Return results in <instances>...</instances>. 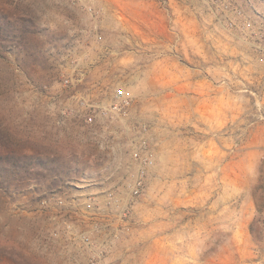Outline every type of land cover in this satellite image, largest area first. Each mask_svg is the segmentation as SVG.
<instances>
[{"label":"rangeland","instance_id":"rangeland-1","mask_svg":"<svg viewBox=\"0 0 264 264\" xmlns=\"http://www.w3.org/2000/svg\"><path fill=\"white\" fill-rule=\"evenodd\" d=\"M0 7L35 19L44 55L0 56V151L73 162L58 187L0 190V264H264V0ZM119 89L127 114L85 123L81 102Z\"/></svg>","mask_w":264,"mask_h":264},{"label":"trees","instance_id":"trees-1","mask_svg":"<svg viewBox=\"0 0 264 264\" xmlns=\"http://www.w3.org/2000/svg\"><path fill=\"white\" fill-rule=\"evenodd\" d=\"M41 32L42 28L32 16L16 15L0 7V56L16 51L32 64H39L44 57L39 46ZM72 163V159L66 162L56 155H41L26 150L0 151V190L11 185L20 189L30 183L45 184L43 190L58 187L71 176ZM73 166L77 167L76 164ZM46 180L49 182L46 183ZM250 232L253 233V227H250Z\"/></svg>","mask_w":264,"mask_h":264},{"label":"built area","instance_id":"built-area-1","mask_svg":"<svg viewBox=\"0 0 264 264\" xmlns=\"http://www.w3.org/2000/svg\"><path fill=\"white\" fill-rule=\"evenodd\" d=\"M238 13L240 14L241 12L238 11ZM243 25L250 27L252 24L249 20H246ZM68 82V79H66L65 84ZM113 98L114 100L110 102L108 106L97 103H89L88 101L81 102L85 123H95L97 118L114 119L116 117L125 116L132 99L131 93L127 90L119 89L114 93ZM144 163L150 165L152 164V160L145 159ZM141 187V179L136 178L134 182V192L138 193L141 190Z\"/></svg>","mask_w":264,"mask_h":264},{"label":"crops","instance_id":"crops-1","mask_svg":"<svg viewBox=\"0 0 264 264\" xmlns=\"http://www.w3.org/2000/svg\"><path fill=\"white\" fill-rule=\"evenodd\" d=\"M122 16H124V18H125V15L126 14H121ZM187 17H186V15L183 17V19H182V30H186V28H185V22H187ZM136 32H138V34H140L141 33V36H140V39L142 40V41H144L145 40V35L144 34H146V36H147V38H146V40L145 41H151V43H150V45L151 46H156L154 43H156L157 41V39H158V36L157 35H153V33L152 34H148V32L147 31H143V30H141V31H139L137 28H136ZM167 44H166V50L168 51L169 50V47L171 48V49H173L174 47H176V45L174 44V41L172 40L171 41V39H168L167 38ZM154 42V43H153ZM140 43H142L141 41H140ZM185 44H187V42H185V43H182V44H179V47L181 48H183L184 47V45ZM142 45H143V43H142ZM139 46H141V45H139ZM143 46H145V45H143ZM163 53V52H162ZM167 55H164V54H162V56L163 57H165L166 59H167V61H174V55L172 54H169V52H167L166 53ZM170 74H171V72H169ZM173 77H175V74H174V72L172 73V77L171 78H173ZM174 89L176 88V86H174L173 87ZM221 95V94H220ZM221 100H223V98L221 99ZM229 104H231V103H229ZM219 105V106H218ZM206 106H207V108L205 109V110H207L208 108H210V104H208V103H206ZM215 107H218V108H214V109H217V111H219V110H221V104H220V100L218 101V102H215ZM220 107V108H219ZM234 108V104H233V106H232V109ZM231 109V110H232ZM221 122V121H220ZM257 149H258V147L259 146H255ZM261 148H263V150L262 151H259V153H264V141H263V145L261 146Z\"/></svg>","mask_w":264,"mask_h":264}]
</instances>
